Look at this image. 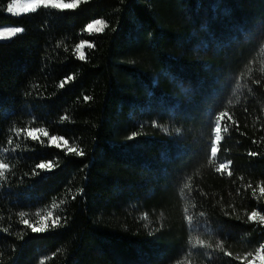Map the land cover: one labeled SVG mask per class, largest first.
I'll return each mask as SVG.
<instances>
[{
	"label": "trees",
	"instance_id": "trees-1",
	"mask_svg": "<svg viewBox=\"0 0 264 264\" xmlns=\"http://www.w3.org/2000/svg\"><path fill=\"white\" fill-rule=\"evenodd\" d=\"M11 3L0 28L23 31L0 43V264L264 251V0Z\"/></svg>",
	"mask_w": 264,
	"mask_h": 264
},
{
	"label": "rangeland",
	"instance_id": "rangeland-1",
	"mask_svg": "<svg viewBox=\"0 0 264 264\" xmlns=\"http://www.w3.org/2000/svg\"><path fill=\"white\" fill-rule=\"evenodd\" d=\"M15 2H17L21 5L24 4V6H23L24 11H22V14H27V13L33 12L42 6H56V7H60V8H70L71 4H72V3H65V2L59 1V0H16ZM16 11H17V6L14 3H11L8 7V12L14 14ZM22 14H19V15H22ZM9 29H22V28L5 25L2 28H0V31H5V30H9ZM20 33H22V32H20ZM13 38L0 40V43L10 42ZM218 141H219V139L217 138V143H218ZM214 154H216V150H214ZM260 221L264 224V218H261ZM248 264H264V251L260 250L254 256H252L250 258Z\"/></svg>",
	"mask_w": 264,
	"mask_h": 264
},
{
	"label": "snow or ice",
	"instance_id": "snow-or-ice-1",
	"mask_svg": "<svg viewBox=\"0 0 264 264\" xmlns=\"http://www.w3.org/2000/svg\"><path fill=\"white\" fill-rule=\"evenodd\" d=\"M81 2H86V0H74V2L71 4V7L72 8L78 7ZM13 3L17 6V11L14 14H17V15L22 14V11H24V7H23L24 4L21 5L15 2V0H13ZM107 27L108 25L103 20H97L88 26L87 31L89 32V34H92L93 32L100 33V32H103L104 29ZM22 31H23L22 29H9L5 31H0V40L13 38ZM77 58L83 59L86 61L87 59L86 53H84L82 56L78 55ZM71 151H76L77 154L82 155V152H80L78 149H72ZM48 170H51V168H49ZM73 199H75V197H73ZM56 226H58V223L53 225V227H56ZM36 231H48V228L47 227L37 228Z\"/></svg>",
	"mask_w": 264,
	"mask_h": 264
}]
</instances>
